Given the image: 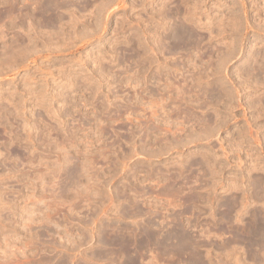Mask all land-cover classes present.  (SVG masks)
<instances>
[{"label": "rangeland", "instance_id": "obj_1", "mask_svg": "<svg viewBox=\"0 0 264 264\" xmlns=\"http://www.w3.org/2000/svg\"><path fill=\"white\" fill-rule=\"evenodd\" d=\"M263 240L264 0H0V264Z\"/></svg>", "mask_w": 264, "mask_h": 264}, {"label": "bare ground", "instance_id": "obj_2", "mask_svg": "<svg viewBox=\"0 0 264 264\" xmlns=\"http://www.w3.org/2000/svg\"><path fill=\"white\" fill-rule=\"evenodd\" d=\"M46 9H47V8H46ZM78 181H79V180H78ZM68 188H69V187H68ZM175 190H176V189H175ZM175 190H174V191H175ZM179 190H180V189H179ZM166 191H167V190H166ZM170 191H171V190H170ZM170 191H169V192H170ZM260 193H261V192H260ZM190 197H191V196H190ZM187 198H189V197H187ZM235 201H236V200H235ZM226 206H227V205H226ZM230 206H232V205H230ZM230 208H231V207H230ZM235 208H236V207H235ZM227 209H228V207H227ZM127 212H128V211H127ZM230 212H231V211H230ZM228 215H229V214H228ZM260 218H261V217H260ZM226 219H227V218H226ZM261 220H262V219H261ZM259 222H260V221H259ZM254 228H255V227H254ZM156 230H157V229H156ZM256 230H257V229H256ZM190 234H191V233H190ZM170 235H171V234H170ZM175 235H176V234H175ZM185 235H186V234H185ZM144 236H145V235H144ZM183 236H184V235H183ZM151 237H153V236H151ZM166 237H167V236H166ZM170 237H171V236H170ZM200 237H201V236H200ZM256 237H257V236H256ZM174 238H175V237H174ZM181 238H182V237H181ZM163 239H165V238H163ZM179 239H180V238H179ZM198 239H199V238H198ZM206 239H207V238H206ZM153 240H154V239H153ZM169 240H170V238H169ZM171 240H173V239H171ZM183 240H184V239H183ZM150 241H151V239H150ZM154 241H155V240H154ZM173 241H174V240H173ZM180 241H181V240H180ZM196 241H197V240H196ZM258 241H259V240H258ZM263 241H264V240H263ZM155 242H157V241H155ZM162 242L164 243L163 240H162ZM162 242H160V243L157 242V243H159V244L161 245ZM166 242H167V241H166ZM186 242L188 243V241H186ZM186 242L184 241V242H182V243H178V245L180 244L179 247H177V248H179V249H178V250H179V253H178V254H186V256L190 257V259L193 258L192 260H193V261L195 260L196 263H200V259H201V257H199V255H198V253H197L198 249H197V251H195V250H194V247H195V246H194L193 244H190V243L187 244ZM234 242H235V241H234ZM236 242H237V241H236ZM251 242H252V240H251ZM254 242H255V240H254ZM254 242H253L252 244H251V243H250V244H251V245H255ZM114 243H115V242H114ZM123 243H124V241H123ZM123 243H121V244H123ZM144 243H145V242H144ZM150 243H153V242H150ZM169 243H170V242H169ZM169 243H168V244H169ZM174 243H175V242H174ZM210 243H211V242H210ZM229 243H230V242H229ZM140 244H142V243H140ZM159 244H158V245H159ZM168 244H167V245H168ZM133 245H134V244H133ZM144 245H145V244H143V246H144ZM156 245H157V244H156ZM156 245H153V246H156ZM170 245H171V244H170ZM256 245H257V243H256ZM123 246H124V245H123ZM143 246H142V247H143ZM150 246H151V245H150ZM164 246H165V245H164ZM164 246H163V247H164ZM223 246H224V245H223ZM109 247H110V246H109ZM125 247H126V246H125ZM139 247H140V246H139ZM161 247H162V246H161ZM163 247H162V248H163ZM165 247H166V246H165ZM165 247H164V249H165ZM168 247H169V246H168ZM171 247H172V246H171ZM198 247H199V246H198ZM122 248H123V247H122ZM126 248H127V247H126ZM140 248H141V247H140ZM172 248H173V247H172ZM225 248H226V247H225ZM258 248H259V247H258ZM261 248H262V247H261ZM154 249H155V247H154ZM156 249H157V248H156ZM159 249H160V248H159ZM164 249H163V250H164ZM209 249H210V248H209ZM218 249H219V248H218ZM220 249H222V248H220ZM122 250H123V249H122ZM147 250H148V249H147ZM147 250H146V251H147ZM166 250H167V249H166ZM171 250H172V249H171ZM173 250H174V249H173ZM125 251H126V250H125ZM149 251H150V249H149ZM157 251H158V250H157ZM175 251H176V250H175ZM121 252H122V251H121ZM140 252H141V251H140ZM170 252H171V251H170ZM170 252H169V253H170ZM172 252H173V251H172ZM111 253H112V252H111ZM157 253H158V252H157ZM166 253H167V252L165 251V255H166ZM173 253H174V252H173ZM127 254H128V252H127ZM127 254H126V255H127ZM161 254H162V253H161ZM126 255L123 256L124 258H126V260H125L124 262H127V263L129 264L130 262H132V261L135 260V259L133 260V258H132L131 256H130L131 258L129 257V255H131V254H129L128 256H126ZM132 255H133V254H132ZM173 255L175 256V253H174ZM125 256H126V257H125ZM176 256H177V255H176ZM179 256H180V255H179ZM208 256H209V255H208ZM103 258H104V257H103ZM114 258H115V257H114ZM124 258H123V259H124ZM143 258H144V257H143ZM155 258H156V257H155ZM174 258H175V257H174ZM179 258H180V257H179ZM181 258H182V257H181ZM112 259H113V258H112ZM137 259H138V258H137ZM175 259H176V258H175ZM98 260H99V259H98ZM115 260H116V259H115ZM151 261H152V260H151ZM179 261H180V260H179ZM186 261H187V260H186ZM122 262H123V261H122ZM140 262H141V261H140ZM132 263H133V262H132ZM134 263H135V262H134ZM203 263H204V262H203ZM120 264H121V263H120ZM125 264H126V263H125Z\"/></svg>", "mask_w": 264, "mask_h": 264}]
</instances>
